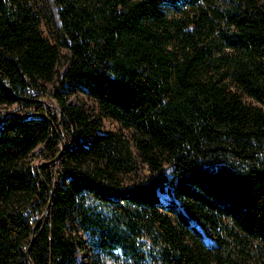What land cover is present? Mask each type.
<instances>
[{
	"label": "trees",
	"instance_id": "1",
	"mask_svg": "<svg viewBox=\"0 0 264 264\" xmlns=\"http://www.w3.org/2000/svg\"><path fill=\"white\" fill-rule=\"evenodd\" d=\"M54 3L0 0V264H264V0Z\"/></svg>",
	"mask_w": 264,
	"mask_h": 264
},
{
	"label": "rangeland",
	"instance_id": "2",
	"mask_svg": "<svg viewBox=\"0 0 264 264\" xmlns=\"http://www.w3.org/2000/svg\"><path fill=\"white\" fill-rule=\"evenodd\" d=\"M32 5L35 7L37 12H39L43 15H47L48 17L49 16L53 17L55 19V22L58 24V20H59L58 19V10H57L58 8H57L56 4L54 3V0H32ZM41 30H42L43 36H45L47 38H51V35L49 33V28L47 27L45 22H42ZM68 57H70L69 51L66 48H63L62 49V58H61V61L58 65V71H57V74L54 78V81L51 83H46L47 94L49 96H51L52 93L56 90V88L60 85V77H61V74H62L64 68L66 67V60ZM67 98L71 103L82 106L90 114L98 116L102 120V126H103L102 130L103 131L114 132L116 134L122 135L124 138H126L128 140H131L132 150H133L134 156L137 160L138 172H137V175L136 174H130V175L125 176V182L126 183H132L133 181H137V180H144L150 175V172H149L147 165L138 156V152H137L134 144L132 143V137H131V134L128 130L123 129L120 126V124L117 123L115 120L100 115L99 108L97 107L96 102L94 101V99L89 97L86 93H84L82 91H77V90L75 93L68 92ZM243 99H245L247 104L248 103L253 104V105L257 104L256 102H252L251 99H247L245 97ZM54 102L57 104V101L55 99H54ZM15 108L16 107L12 106V107H8V108L3 109V110L10 111V110H14ZM37 154H38V149L35 150L28 157V162H30V164H32V165L37 164ZM164 171L169 177L171 176V167L168 164H165ZM167 190H168V187L166 188V191L160 192V199L163 203H165L166 201H168L171 198V194ZM47 214H48V212L45 215H47ZM39 217H40V215L37 216V218H39ZM72 227L73 226L69 227V229H72V230H70V232H73ZM73 235H75V233H73ZM89 255L90 254L87 251V248L78 249V251L76 253V260L79 264H88L89 263Z\"/></svg>",
	"mask_w": 264,
	"mask_h": 264
},
{
	"label": "water",
	"instance_id": "3",
	"mask_svg": "<svg viewBox=\"0 0 264 264\" xmlns=\"http://www.w3.org/2000/svg\"><path fill=\"white\" fill-rule=\"evenodd\" d=\"M52 107L55 108V109H57V110L59 109L55 104L52 105ZM62 146H63V148L65 147V142L63 141V139H62ZM59 157H60V156H58V157L56 158V160H58ZM45 165H47V163H41V164H36V165H35V169H36L37 173L39 174V176H41V173H40V171H39L40 167H41V166H45ZM44 184L46 185L45 182H44ZM46 188H47L48 191L51 193L50 187H49L48 185H46ZM48 211H49V207L47 208L46 213H47ZM43 215H44V214H43ZM43 215L41 216V218H40V220H39V223H38L37 225L40 224L41 219L43 218ZM35 229H36V226H35V228H34V230H33V234L35 233Z\"/></svg>",
	"mask_w": 264,
	"mask_h": 264
}]
</instances>
